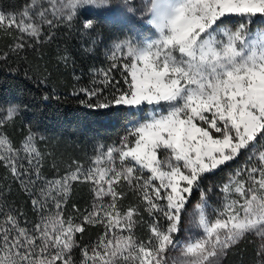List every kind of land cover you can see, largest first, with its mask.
Instances as JSON below:
<instances>
[{"label": "snow or ice", "instance_id": "snow-or-ice-1", "mask_svg": "<svg viewBox=\"0 0 264 264\" xmlns=\"http://www.w3.org/2000/svg\"><path fill=\"white\" fill-rule=\"evenodd\" d=\"M105 15L119 33L109 66L72 95L137 118L87 167L73 161L47 179L31 128L19 144L8 134L21 105H0V164L38 217L28 220L0 189V264H222L250 235L261 241L257 264H264V0H30L18 13L0 11V30L19 34L10 46L17 55L26 37L50 41L61 25L94 35L96 44ZM9 58L0 53V61ZM240 160L212 207L205 181ZM77 183L90 185L92 203L66 214ZM184 217L198 232L181 240ZM90 227L100 233L85 243Z\"/></svg>", "mask_w": 264, "mask_h": 264}, {"label": "trees", "instance_id": "trees-1", "mask_svg": "<svg viewBox=\"0 0 264 264\" xmlns=\"http://www.w3.org/2000/svg\"><path fill=\"white\" fill-rule=\"evenodd\" d=\"M0 1L4 7L13 4L21 7L25 0ZM65 43L64 50L70 59L60 71H56L53 62L48 59L41 70L38 58L33 55L28 60L16 57L7 63H0V102H17L22 108L21 119L7 129L8 134L19 144L29 127L40 128L43 135L37 137V146L45 155L41 173L47 179L62 175L73 161L87 162L94 140L111 142L120 135L129 121L125 108H89L79 102L80 98L72 95L74 89L93 86L86 75H90L93 64H99L106 58L99 61L101 54H90L73 35H66ZM26 70L32 79L23 74ZM42 74H49L48 80L44 84H38L37 79ZM116 79H121L117 73ZM0 189H3L6 200L22 210L28 220L38 218L32 209L30 195L23 191L19 182L10 176L8 169L2 164ZM88 197V187L82 184L79 190H72L70 198L73 200L67 205L70 208L76 205L81 208ZM96 233L97 228L90 227L84 235V241L92 239ZM256 263L255 245L249 239L235 246L224 260V264Z\"/></svg>", "mask_w": 264, "mask_h": 264}, {"label": "rangeland", "instance_id": "rangeland-1", "mask_svg": "<svg viewBox=\"0 0 264 264\" xmlns=\"http://www.w3.org/2000/svg\"><path fill=\"white\" fill-rule=\"evenodd\" d=\"M29 3H30V0H25L21 7H18V5H14V4L10 5V7H4L3 3L0 1V11L17 12L18 13V12L22 11L24 9V7ZM92 15H93V13L90 11L87 14V16L83 17V18H91ZM112 21H113V18L111 16L105 15V16L101 17V25L99 28L100 37H99V40L96 44H92V42H91L93 39H96V37L94 35L92 37H88V36L83 35L82 32L78 28L77 29H70L64 25H61L60 27L51 30L52 32H54V37L50 41L45 40L43 43H34L33 41H31L30 39H28L26 37L25 40H26L27 45H29V46H26V48L22 52H20L19 55L10 52V46L15 43L16 38L18 37L19 34L15 33V32H13L12 34H6L2 30H0V53H6V52L9 53V57H10L9 60L11 58H16V57L17 58H24V59L28 60V58H31L30 55H33L34 57L38 58V61L40 62L39 68L41 70L45 67L46 60L48 59V61L53 62V68L56 71H60L62 68H64V66H66V64L59 61V57L61 55H65V54L67 55L66 50H64L65 46H66V43H65L66 35H68V36L73 35L80 40V44L82 45V48H86V49L92 48L91 52L88 51L90 54H94V53L101 54V56H100L101 59H99V61H101L103 58H106L105 61L103 60V62L101 61L99 64L98 63L93 64V66L91 67V69L89 71L90 75L89 76L86 75L87 79L92 81L96 75V70L101 69V68H107L109 66L110 62L107 59V52H108V49L111 47L112 40L115 39V35L119 34L118 32L115 35L113 34L114 29H115V25L113 24ZM233 22H237V19L233 18ZM253 27L259 28L260 25L256 24ZM45 28H47V26H45ZM145 35L150 36L151 33L146 32ZM1 62L2 61H0V63ZM2 64H4V62H2ZM26 71L28 72V70H26ZM28 75H29V73H28ZM114 75L116 76V73H114ZM117 75H119V74L117 73ZM14 103H17V102H14ZM8 104L0 102V105H2V106H7ZM125 109L127 112L126 116H128V118H129L128 125L125 126V128H123L120 131V135L113 138V140L109 143L100 141L98 139L94 140L93 141L94 147H93L92 152L90 153V157H89L88 161L87 162H81L82 164H84L85 167H87L90 164L91 159L100 150L101 145H103L106 148L108 146L116 144L120 140V138L126 133L127 129L130 127V121L137 118V117H134L132 115V112L134 110H130L128 108H125ZM21 111H22V108H21ZM29 128H31L33 133L36 134V140H38L37 137H42L43 134L40 131V128H38V127H29ZM22 139L20 140V142L22 141ZM243 163H244L243 160L237 161L236 163L231 164V167H227L222 172H218L217 174L210 176V178L207 181H205L206 187H209V186L212 187V192L209 193V197H210L209 204L212 207H217L219 204V201L222 199L221 193L219 192V186L221 184L227 182L228 177L237 168L241 167V165ZM82 184L87 185L89 197H88V201L81 208H79L76 205V208H79L81 211L88 208L90 206V204L92 203V199H93L91 187L88 183H77L73 186V190H79L80 188H82ZM71 200H73V199H71L69 197L68 202ZM198 200H199L198 193H194V199H192L191 203L194 205ZM130 202H131V200L127 201L126 203H130ZM64 210H65L66 214H73L74 215L73 207L70 208L66 204ZM189 210L191 211V208H189ZM145 218L148 219L147 216ZM183 229L184 230L180 234L181 240L187 239L189 236H192L198 232V229H196L194 227V225L190 222V219L188 217L183 218ZM99 233H100V229L97 228L96 235L92 239H89V240L83 241V242H85V243L94 242L97 239ZM146 234H147V229H146V227L142 226L138 230V235L144 236ZM247 239L251 240L254 243L255 250L257 252L259 244L261 243L260 239L254 235H250ZM173 255H177V254L174 253ZM225 258L226 257L223 258L222 264H224ZM257 259H258V257H257Z\"/></svg>", "mask_w": 264, "mask_h": 264}]
</instances>
